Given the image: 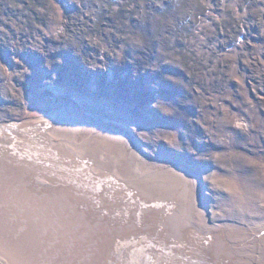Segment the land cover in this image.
<instances>
[{
  "label": "rangeland",
  "instance_id": "obj_1",
  "mask_svg": "<svg viewBox=\"0 0 264 264\" xmlns=\"http://www.w3.org/2000/svg\"><path fill=\"white\" fill-rule=\"evenodd\" d=\"M197 251L264 264V0H0V264Z\"/></svg>",
  "mask_w": 264,
  "mask_h": 264
},
{
  "label": "bare ground",
  "instance_id": "obj_2",
  "mask_svg": "<svg viewBox=\"0 0 264 264\" xmlns=\"http://www.w3.org/2000/svg\"><path fill=\"white\" fill-rule=\"evenodd\" d=\"M7 127H8V126H7ZM5 129H6V128H5ZM7 131H8V130H7ZM46 148H47V147H46ZM148 181H149V183H152L153 180H150V179L146 178L145 182L148 183ZM163 217H164V216H163ZM163 219H164V218H163ZM166 220H167V219H166ZM160 223H161V222H160ZM138 251H139V250H138ZM144 251H145V249H144ZM140 252H142V251H140ZM174 253H175V252H174ZM166 254H167V253H166ZM196 254L198 255V256H197V259H195V260H193V261L191 260V262H190L191 264H193L192 262H194V264H198V259H199V258L201 259L202 256L199 255L200 252L197 251ZM167 255H168V254H167ZM143 256H144L143 253L140 254V255L137 253V254L135 255V257H133V258H134V260H133L134 262H133V263L131 262V263H132V264H142V263H143V261H142V260H143V258H142ZM191 256H192V255H191ZM196 260H197V261H196ZM201 260H202V259H201ZM162 261H164V260H162ZM181 261H182V260H181Z\"/></svg>",
  "mask_w": 264,
  "mask_h": 264
}]
</instances>
